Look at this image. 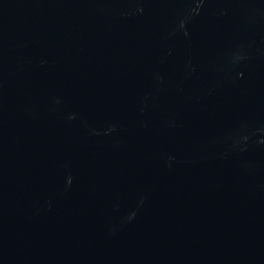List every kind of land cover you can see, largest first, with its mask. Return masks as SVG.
I'll use <instances>...</instances> for the list:
<instances>
[{
	"label": "water",
	"instance_id": "water-1",
	"mask_svg": "<svg viewBox=\"0 0 264 264\" xmlns=\"http://www.w3.org/2000/svg\"><path fill=\"white\" fill-rule=\"evenodd\" d=\"M0 264H264V0H0Z\"/></svg>",
	"mask_w": 264,
	"mask_h": 264
}]
</instances>
